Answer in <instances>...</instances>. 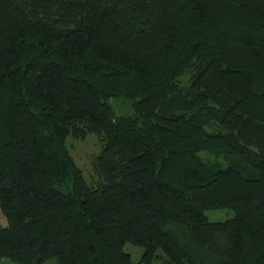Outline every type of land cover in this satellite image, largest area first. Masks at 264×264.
Here are the masks:
<instances>
[{
    "label": "trees",
    "instance_id": "trees-1",
    "mask_svg": "<svg viewBox=\"0 0 264 264\" xmlns=\"http://www.w3.org/2000/svg\"><path fill=\"white\" fill-rule=\"evenodd\" d=\"M0 215L18 264H264V0H0Z\"/></svg>",
    "mask_w": 264,
    "mask_h": 264
},
{
    "label": "rangeland",
    "instance_id": "rangeland-1",
    "mask_svg": "<svg viewBox=\"0 0 264 264\" xmlns=\"http://www.w3.org/2000/svg\"><path fill=\"white\" fill-rule=\"evenodd\" d=\"M112 104L118 114H128L130 112L129 103H127L123 99H114L112 101ZM67 146L75 163L84 171L85 175H88L91 170V159L99 151V142L96 136L93 134H88L87 137L79 140L68 138ZM204 214L210 221H224L233 216V211L230 209H214L205 210ZM0 219L3 224H5V219H2L1 215ZM124 251L130 254L132 264H138L139 258L143 253V248L127 242L124 245ZM159 253L162 257L154 259L152 264H165L163 260V254L161 252H157V254ZM0 264L18 263L4 258L0 260ZM43 264H57V261L55 258H52L47 260Z\"/></svg>",
    "mask_w": 264,
    "mask_h": 264
}]
</instances>
